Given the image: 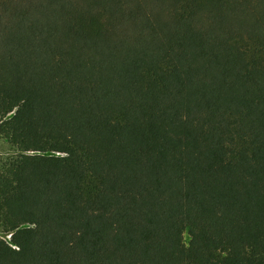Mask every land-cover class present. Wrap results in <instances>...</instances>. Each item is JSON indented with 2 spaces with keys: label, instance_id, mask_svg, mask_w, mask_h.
Segmentation results:
<instances>
[{
  "label": "trees",
  "instance_id": "16d2710c",
  "mask_svg": "<svg viewBox=\"0 0 264 264\" xmlns=\"http://www.w3.org/2000/svg\"><path fill=\"white\" fill-rule=\"evenodd\" d=\"M0 264H264V0H0Z\"/></svg>",
  "mask_w": 264,
  "mask_h": 264
},
{
  "label": "rangeland",
  "instance_id": "374dc122",
  "mask_svg": "<svg viewBox=\"0 0 264 264\" xmlns=\"http://www.w3.org/2000/svg\"><path fill=\"white\" fill-rule=\"evenodd\" d=\"M14 153L15 152L11 146H9L4 140H0V156H12Z\"/></svg>",
  "mask_w": 264,
  "mask_h": 264
}]
</instances>
